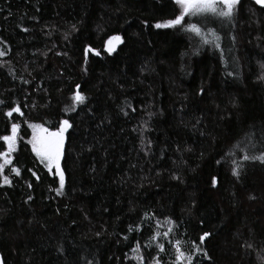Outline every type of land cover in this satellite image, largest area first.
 <instances>
[{
	"label": "trees",
	"instance_id": "trees-1",
	"mask_svg": "<svg viewBox=\"0 0 264 264\" xmlns=\"http://www.w3.org/2000/svg\"><path fill=\"white\" fill-rule=\"evenodd\" d=\"M180 12L175 0H0V138L18 125L11 152L0 139L3 264H184L177 249L191 264H264V162L243 158L264 153V5L185 15L200 35L155 27ZM64 120L58 193L31 139Z\"/></svg>",
	"mask_w": 264,
	"mask_h": 264
},
{
	"label": "snow or ice",
	"instance_id": "snow-or-ice-1",
	"mask_svg": "<svg viewBox=\"0 0 264 264\" xmlns=\"http://www.w3.org/2000/svg\"><path fill=\"white\" fill-rule=\"evenodd\" d=\"M257 4L264 5V0H255ZM175 3L181 8V12L179 15H177L174 19H169L161 23H157L155 27L161 28V27H176L181 26L182 22L184 20L185 15L189 16H199V15H206L211 14L214 17H221V18H227L228 20H231L235 10L236 5L239 3V0H175ZM185 27L186 30L190 29L193 32H195L197 35H200L202 32V29L198 27L195 24H187L182 25ZM27 31V29H24ZM210 32H213V36L215 40H219V36L214 33L213 30L209 29ZM110 39H119V37H113ZM209 42V41H205ZM216 47H219V44H216ZM112 49L109 48V51ZM5 55V52L3 50H0V56ZM79 85H77V88L79 89ZM201 92H203V89H201ZM74 101L83 103L86 97L80 93L76 92L73 96ZM0 103H3L0 101ZM13 111L19 112L20 109L17 107L13 109ZM12 113L9 112L8 115L10 116ZM41 131L44 133V135L36 137L34 136V139L32 141L33 143V150L37 152L38 156L41 157V162L46 163V167L51 170L53 166L58 171L59 174V184L60 187L56 189V191L59 193L64 187V173L63 171H60V157L62 155V149L64 144V132L68 127H71L69 122L67 120H64L61 122V125L59 128H57L55 131H49L48 129L43 128V126H38ZM18 125H12V135L11 136H4L0 139L8 142L9 145V152L13 150V145L16 139V131H17ZM7 154L0 152V157H6ZM245 160L252 159V160H260L261 162H264V153H261L259 156H247L245 155L243 157ZM6 163H11L10 159H6ZM233 164H236V161H233ZM237 165L236 168L233 169V173L235 175H239ZM4 169V164H0V172H2ZM12 172H15L19 174V169L12 168ZM38 179V177H37ZM3 182L5 184H10L11 181L8 179L7 176H4ZM213 183L215 184V178H213ZM31 199V197H29ZM131 230V229H130ZM159 235V233H157ZM165 236L168 235V233H164ZM208 233H204L203 236H201V240L204 239L205 236H208ZM139 244H137V249L139 248ZM163 247V246H161ZM250 247V245H249ZM179 252V255L177 257L178 260H182L184 258L183 252H180L179 249H177ZM142 259V257L140 258ZM2 264V262H0Z\"/></svg>",
	"mask_w": 264,
	"mask_h": 264
},
{
	"label": "rangeland",
	"instance_id": "rangeland-1",
	"mask_svg": "<svg viewBox=\"0 0 264 264\" xmlns=\"http://www.w3.org/2000/svg\"><path fill=\"white\" fill-rule=\"evenodd\" d=\"M113 37H119V39H110V38H113ZM110 38L108 39L105 48H106V50H107L109 53H113V52L118 48V46L123 42V38H122V36H120V35H113V36H111ZM109 48H111L112 50L109 51ZM90 53H97V50H95V49H93V48H91V47H88L87 50H86V55L89 56ZM19 112H20V111H19ZM38 126H41V125H35V126L33 127L34 134H33V136H32L31 143H32V141H33V139H34V136L39 137V136L44 135V133L41 131V129H40ZM42 126H43V128L48 129L46 126H44V125H42ZM48 130H49V129H48ZM49 131H51V130H49ZM32 145H33V143H32ZM63 145H64V144H63ZM62 150H63V149H62ZM35 152H36V151H35ZM36 153H37V152H36ZM9 155H10V154H9ZM37 155H38V154H37ZM61 156H62V155H61ZM39 158L41 159L40 156H39ZM6 159H10V160H11L10 156H6V157L4 158V160H3V163H2V164H4V167H5L7 164H9V163H6V162H5ZM60 160H61V157H60ZM46 163H47V162L45 161L44 164L46 165ZM47 168H48V167H47ZM48 169H49V168H48ZM50 171H52L53 173L57 174L58 177H59L58 171H57V169L55 168V166H53V167L51 168ZM60 171H62V170H61V166H60ZM64 185H65V180H64ZM157 236H159V235H157ZM161 246H162V245H161ZM180 252H182V251H180ZM183 254H184V258H183L182 260H179V261L183 262L184 264H191L192 256L187 255V254H185V253H183ZM0 262H2V264H3V260H2L1 255H0Z\"/></svg>",
	"mask_w": 264,
	"mask_h": 264
}]
</instances>
